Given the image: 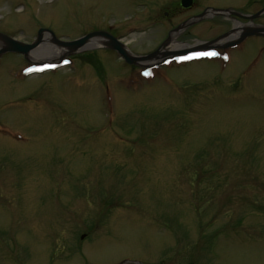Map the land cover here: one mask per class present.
<instances>
[{"label":"rangeland","instance_id":"rangeland-1","mask_svg":"<svg viewBox=\"0 0 264 264\" xmlns=\"http://www.w3.org/2000/svg\"><path fill=\"white\" fill-rule=\"evenodd\" d=\"M179 1L0 0V32L146 54L200 11L179 42L264 24L225 11L264 0ZM223 49L133 68L102 45L41 71L1 52L0 264H264V37Z\"/></svg>","mask_w":264,"mask_h":264},{"label":"water","instance_id":"water-1","mask_svg":"<svg viewBox=\"0 0 264 264\" xmlns=\"http://www.w3.org/2000/svg\"><path fill=\"white\" fill-rule=\"evenodd\" d=\"M192 4V0H182V5L184 7H188ZM232 14H237V15H242L239 14L235 11H228ZM262 12H264V8L254 14V15H246L245 17H247L250 20H253L254 18H256L257 16H259ZM205 13H201L199 15H197L195 18H201ZM187 26V23H184L180 26H178L172 33L175 34L176 31H179L181 29H183L184 27ZM235 30V28L232 29V31L223 34L211 41H207L202 43L201 45H198L196 48H191V49H199V48H213V47H228V46H234L237 43L241 42L242 40H244L246 37L248 36H260V35H264V26H259V25H244V27L241 29L239 35L233 39V38H229L227 40L224 41L225 38H227L229 35L232 34V32ZM45 32H48L51 36V40L52 42H54V44L58 45V46H62L68 49V53H73L76 52L78 49H80L81 47H83L84 45H86L90 40H94V39H103L104 43L106 46L112 48V49H116L118 51V53L121 55L122 58L125 59L126 62L130 63V64H142V63H146L149 62L152 59H157L161 56H169V55H187L189 50H191L190 48H183V49H166L168 46H170L171 44V38L172 36L170 35V37L165 40L160 47L155 50L154 52H151L147 55H136L131 53L125 46V44L120 41L118 38L114 37L113 35H111L108 32L105 31H92L90 33H87L79 38H76L74 40H64V39H59L55 36V34L53 33V31H51L50 29L47 28H40L38 31V35L37 38L33 41V42H25L22 41L18 38L15 37H11L7 34H4L2 32H0V40H1V44L0 46V53L4 52V51H15V52H20L22 54H24L25 56L30 58V52L32 51V49L36 48L37 46L41 45L43 42V35ZM171 33V34H172ZM59 65L57 64H50L47 65L41 69H49V68H53V67H57Z\"/></svg>","mask_w":264,"mask_h":264},{"label":"bare ground","instance_id":"bare-ground-1","mask_svg":"<svg viewBox=\"0 0 264 264\" xmlns=\"http://www.w3.org/2000/svg\"><path fill=\"white\" fill-rule=\"evenodd\" d=\"M236 25V28L235 30L232 32L231 35H229L227 38L224 39L227 40L229 38H236L241 29L244 27L243 24L241 23H235ZM180 32H176L175 34H173L172 38H171V49H180V48H187L189 47L188 44H185L183 42H179L177 39V35L179 34ZM104 43V40L103 39H94V40H90L86 45H84L83 47H81L82 49L83 48H92V47H97V46H100ZM45 42L44 44H41L39 46H37L36 48L32 49V51L30 52V58L36 62H46V61H60L62 59V57L68 53V49L65 48V47H62V46H58V45H49ZM46 45V46H44ZM163 59V56L157 58V59H152L149 61V63H155L159 60H162Z\"/></svg>","mask_w":264,"mask_h":264},{"label":"flooded vegetation","instance_id":"flooded-vegetation-1","mask_svg":"<svg viewBox=\"0 0 264 264\" xmlns=\"http://www.w3.org/2000/svg\"><path fill=\"white\" fill-rule=\"evenodd\" d=\"M197 1H198V0H192V4H191V6H188V7H184V6H182V4H181V0L179 1V3H175L174 5L171 4V5H169V6L171 7V10H172L173 12L177 11V9H178V13H179V12H183V11H187V10H189V8L191 9L192 7H194V5H196ZM169 4H170V3H169ZM171 10H167V11H165V15H169ZM233 10H234V9H233ZM202 12H203V11H202ZM202 12L200 11V12H197V13H194V14H191V15H188L187 18L183 20V23L179 22V23L177 24V26H179L180 23H181V25L184 24V23H188V25H189V23L192 22L191 20L195 19V16L201 14ZM237 12L240 13V14H242L243 16H245V13L243 14V13L240 12V11H237ZM173 15H175V13H173ZM246 15H249V14H246ZM253 24H255L254 21H253ZM255 25H256V24H255ZM177 26H176V27H177ZM259 26H264V24H263V23H260ZM176 27H174V28H176ZM170 33H171V32H170ZM259 37L261 38V37H264V36H259ZM119 38H122V37H119ZM209 41H211V40H209ZM162 43H163V42H161V43H160L155 49H153L151 52H154L155 50H157V49L160 47V45H161ZM238 45H239V44H238ZM223 47H224V46H222V47H213V48L215 49L213 52H216L218 49H222V51H223V50H224ZM166 49H168V47H167ZM228 49H230V48H228ZM151 52H148V53H146V54H149V53H151ZM192 60H196V59H192ZM192 60H187V61H192ZM142 65H143V64L132 65V67H133V68H141V67L143 68L144 66H142ZM134 70H135V69H134Z\"/></svg>","mask_w":264,"mask_h":264}]
</instances>
